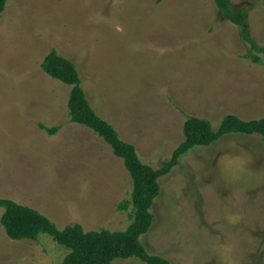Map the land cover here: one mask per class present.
I'll return each instance as SVG.
<instances>
[{
    "label": "rangeland",
    "instance_id": "374dc122",
    "mask_svg": "<svg viewBox=\"0 0 264 264\" xmlns=\"http://www.w3.org/2000/svg\"><path fill=\"white\" fill-rule=\"evenodd\" d=\"M230 3L248 4L249 33L264 47V0ZM53 50L76 65L96 113L155 170L184 141L188 116L214 131L227 116L264 119V64L244 57L250 45L214 0H7L0 198L39 211L59 230L125 231L133 181L102 138L70 121L72 86L42 69ZM159 184L153 225L140 238L147 252L171 264H264V136L196 147ZM2 214L0 264H63L68 251L48 236L10 239Z\"/></svg>",
    "mask_w": 264,
    "mask_h": 264
},
{
    "label": "trees",
    "instance_id": "16d2710c",
    "mask_svg": "<svg viewBox=\"0 0 264 264\" xmlns=\"http://www.w3.org/2000/svg\"><path fill=\"white\" fill-rule=\"evenodd\" d=\"M214 1L220 17L237 26L242 39L250 45V52L244 57L252 59L254 63L264 64L261 57L255 55V52L264 54V47H260L249 33L248 4L233 8L230 0ZM6 3L7 0H0V18ZM42 69L53 79L72 86L68 102L70 121L92 130L113 149L117 157L124 160L132 177L133 193L132 201L127 202L122 209L127 210L128 206H132L129 215L132 222L125 231L85 232L81 225H70L59 230L53 221L39 211L11 199L0 198V210H3L1 225L7 236L14 241L35 242L41 236L50 237L68 251L63 264H113L115 260L131 258L146 264H171L160 256L151 255L140 241L149 232L155 219L151 208L161 192L160 178L169 174L181 157L196 147L211 146L227 135L264 136V119L245 122L235 116H227L221 127L214 131L208 120L188 116L183 129L184 141L174 151L171 160L155 170L143 164L136 148L123 141L116 129L91 107L79 71L72 61L53 50L44 59ZM40 128L47 130L50 135L60 131V127L48 129L40 125Z\"/></svg>",
    "mask_w": 264,
    "mask_h": 264
}]
</instances>
